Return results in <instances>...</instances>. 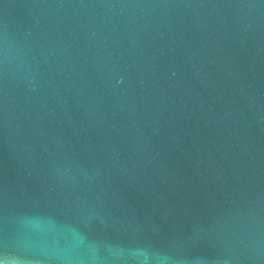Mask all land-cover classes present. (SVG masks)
<instances>
[{"label": "water", "instance_id": "obj_1", "mask_svg": "<svg viewBox=\"0 0 264 264\" xmlns=\"http://www.w3.org/2000/svg\"><path fill=\"white\" fill-rule=\"evenodd\" d=\"M0 264H264V0H0Z\"/></svg>", "mask_w": 264, "mask_h": 264}]
</instances>
